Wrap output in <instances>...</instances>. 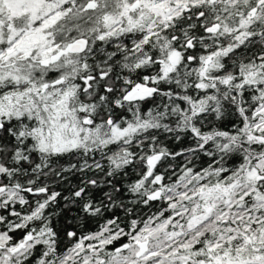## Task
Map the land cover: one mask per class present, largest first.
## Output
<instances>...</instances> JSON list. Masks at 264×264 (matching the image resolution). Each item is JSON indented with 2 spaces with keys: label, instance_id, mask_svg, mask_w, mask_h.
I'll return each instance as SVG.
<instances>
[{
  "label": "snow or ice",
  "instance_id": "6c2138e0",
  "mask_svg": "<svg viewBox=\"0 0 264 264\" xmlns=\"http://www.w3.org/2000/svg\"><path fill=\"white\" fill-rule=\"evenodd\" d=\"M0 264H264V0H0Z\"/></svg>",
  "mask_w": 264,
  "mask_h": 264
},
{
  "label": "trees",
  "instance_id": "16d2710c",
  "mask_svg": "<svg viewBox=\"0 0 264 264\" xmlns=\"http://www.w3.org/2000/svg\"><path fill=\"white\" fill-rule=\"evenodd\" d=\"M75 179H76V178H73L74 182H75Z\"/></svg>",
  "mask_w": 264,
  "mask_h": 264
}]
</instances>
